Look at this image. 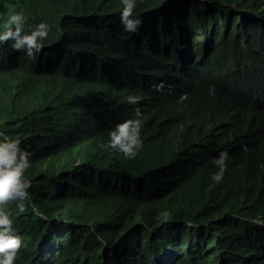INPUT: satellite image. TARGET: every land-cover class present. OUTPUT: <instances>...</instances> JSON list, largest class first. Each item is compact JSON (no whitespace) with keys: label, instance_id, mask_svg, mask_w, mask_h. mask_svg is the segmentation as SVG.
<instances>
[{"label":"trees","instance_id":"1","mask_svg":"<svg viewBox=\"0 0 264 264\" xmlns=\"http://www.w3.org/2000/svg\"><path fill=\"white\" fill-rule=\"evenodd\" d=\"M122 8L0 0V34L49 29L35 59L0 43V141L31 153L14 264H264V0H136L135 32ZM128 119L134 159L100 147Z\"/></svg>","mask_w":264,"mask_h":264},{"label":"clouds","instance_id":"2","mask_svg":"<svg viewBox=\"0 0 264 264\" xmlns=\"http://www.w3.org/2000/svg\"><path fill=\"white\" fill-rule=\"evenodd\" d=\"M123 8L120 13V22L126 32L137 31L141 20L133 16L136 7V0H121ZM24 17L20 13L12 14L6 21L5 31L0 34V43L12 41L14 50H24L26 55L35 59L43 47L42 41L47 39L48 25L39 23L30 34L23 32ZM163 83L155 86L157 91L162 90ZM126 100L129 104H137L140 100L138 96H128ZM135 115L140 117V110L135 109ZM141 120L128 119L115 126L110 131L107 144H101L102 149H110L122 154L126 159H134L138 151L142 148L140 138ZM3 135V133H0ZM29 153L20 148L19 140H12L5 136L0 141V264H14L16 254L22 246L21 238L13 234V220L4 211V207L14 204L19 212L27 210L26 202L30 200L29 188L30 180L25 178V172L30 167ZM227 153L221 152L214 160V164L219 171L214 173L211 179L220 182L226 170ZM168 212L160 214V218L167 220Z\"/></svg>","mask_w":264,"mask_h":264}]
</instances>
